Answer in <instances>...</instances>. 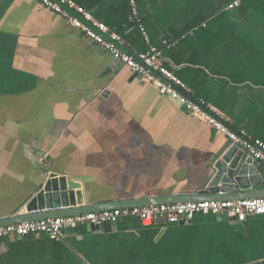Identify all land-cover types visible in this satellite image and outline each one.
Masks as SVG:
<instances>
[{
  "label": "crops",
  "instance_id": "crops-1",
  "mask_svg": "<svg viewBox=\"0 0 264 264\" xmlns=\"http://www.w3.org/2000/svg\"><path fill=\"white\" fill-rule=\"evenodd\" d=\"M73 1L134 59L157 49L188 96L264 142V0H137L138 19L128 0ZM214 131L38 1L0 0V221L26 215L50 174L81 184L85 204L209 200L232 147ZM0 264H264V215L4 239Z\"/></svg>",
  "mask_w": 264,
  "mask_h": 264
},
{
  "label": "built area",
  "instance_id": "built-area-1",
  "mask_svg": "<svg viewBox=\"0 0 264 264\" xmlns=\"http://www.w3.org/2000/svg\"><path fill=\"white\" fill-rule=\"evenodd\" d=\"M45 8L63 18L74 28L92 41L99 49L111 55L114 62L122 64L133 74L139 76L144 83L155 88L160 95L174 101L182 112L194 116L208 124L217 132L226 135L232 143L247 152L254 161L264 165V142L251 139L244 132H233L225 126L220 113L210 104L193 101L185 94L186 85L162 64V55L157 49H150L134 59L122 50L120 40L111 33L104 24L93 19L84 8L73 0H36ZM131 16L138 19L137 0H128ZM236 0L228 6L233 10L240 6ZM144 39L148 36L143 25L139 26ZM224 215L229 221L246 223L250 217L264 215V197L246 200L202 201L178 204H159L133 208L113 209L93 212L80 216L59 217L40 221L0 227V241L4 239H22L28 236L45 235L52 241H62L65 232L83 226L98 227L107 223L117 224L122 220L140 219L144 227H152L157 223L179 225L192 221L197 215Z\"/></svg>",
  "mask_w": 264,
  "mask_h": 264
},
{
  "label": "water",
  "instance_id": "water-1",
  "mask_svg": "<svg viewBox=\"0 0 264 264\" xmlns=\"http://www.w3.org/2000/svg\"><path fill=\"white\" fill-rule=\"evenodd\" d=\"M121 48L124 50L123 47ZM185 94L187 95V93ZM190 99L195 101L192 97ZM225 126L238 133L229 123H225ZM260 167L261 163L254 161L246 151L237 146H232L216 161L209 183L199 196H207L209 200L206 201L246 200L264 197V191L259 190V185L263 179ZM179 200L183 203L202 202L195 196L180 197ZM163 202L162 199H142L139 201L85 204L81 184L69 181L65 176L50 174L46 182L31 197L26 207L27 214L0 221V227L59 217L80 216L113 209L151 206ZM218 217L228 220L224 215ZM132 221L139 222L140 219L135 218ZM92 228L95 231H110L112 224L107 223Z\"/></svg>",
  "mask_w": 264,
  "mask_h": 264
}]
</instances>
